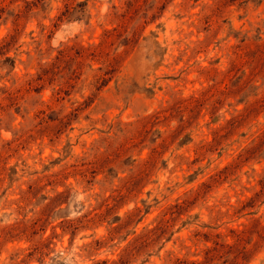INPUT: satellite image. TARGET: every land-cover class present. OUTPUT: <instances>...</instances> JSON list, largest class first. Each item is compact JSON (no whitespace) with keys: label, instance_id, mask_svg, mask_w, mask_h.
Masks as SVG:
<instances>
[{"label":"rangeland","instance_id":"374dc122","mask_svg":"<svg viewBox=\"0 0 264 264\" xmlns=\"http://www.w3.org/2000/svg\"><path fill=\"white\" fill-rule=\"evenodd\" d=\"M0 264H264V0H0Z\"/></svg>","mask_w":264,"mask_h":264},{"label":"trees","instance_id":"16d2710c","mask_svg":"<svg viewBox=\"0 0 264 264\" xmlns=\"http://www.w3.org/2000/svg\"><path fill=\"white\" fill-rule=\"evenodd\" d=\"M206 23H208V19H206ZM103 81H105V78L104 77H100V78H98L97 80H96V84H98V83H101V82H103ZM241 157V155H239V158ZM239 234L240 233H237L235 236L238 238L239 237Z\"/></svg>","mask_w":264,"mask_h":264}]
</instances>
